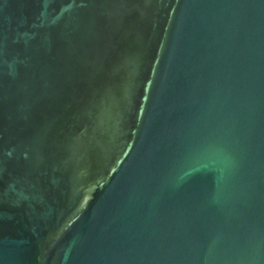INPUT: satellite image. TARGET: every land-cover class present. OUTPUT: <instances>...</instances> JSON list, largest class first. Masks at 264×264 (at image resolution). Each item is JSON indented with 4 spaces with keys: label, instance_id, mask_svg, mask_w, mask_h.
<instances>
[{
    "label": "water",
    "instance_id": "95a60500",
    "mask_svg": "<svg viewBox=\"0 0 264 264\" xmlns=\"http://www.w3.org/2000/svg\"><path fill=\"white\" fill-rule=\"evenodd\" d=\"M263 4H264V0H263Z\"/></svg>",
    "mask_w": 264,
    "mask_h": 264
}]
</instances>
